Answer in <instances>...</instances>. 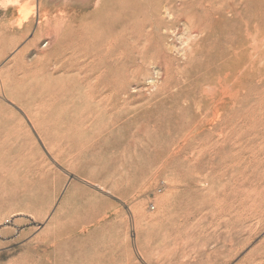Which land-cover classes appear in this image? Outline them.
<instances>
[{"label":"rangeland","instance_id":"374dc122","mask_svg":"<svg viewBox=\"0 0 264 264\" xmlns=\"http://www.w3.org/2000/svg\"><path fill=\"white\" fill-rule=\"evenodd\" d=\"M0 264H264V0H0Z\"/></svg>","mask_w":264,"mask_h":264},{"label":"bare ground","instance_id":"6f19581e","mask_svg":"<svg viewBox=\"0 0 264 264\" xmlns=\"http://www.w3.org/2000/svg\"><path fill=\"white\" fill-rule=\"evenodd\" d=\"M232 5V4H231ZM173 13V12H172ZM177 15V14H176ZM179 15V14H178ZM230 15V14H229ZM114 23V22H113ZM107 24V23H106ZM90 27H92V26H90ZM89 27V28H90ZM118 28H119V26H118V22H116L115 21V24H112L111 23V25H108L107 24V26H101L100 24H98V23H95L94 24V27L92 28V29H90V30H85L86 32H85V37L87 38V39H94V40H96L97 41V43H93V44H91V45H86L87 46V52H86V54H85V56L86 57H88V51H90V50H95L96 49V46H102V47H106V49H107V51L112 47L110 44H108L107 42H106V40L105 39H108V38H118L116 35V37L113 35V33H114V31H118ZM200 29V28H199ZM194 31V30H193ZM199 31V30H198ZM204 34V33H203ZM103 35H108V37H105V38H102V37H99V36H103ZM81 41H82V43H84V40H83V37H82V35H81ZM254 41V40H253ZM98 58V57H97ZM99 59V58H98ZM106 64H107V67H112L113 66V64H114V62L113 61H107L106 62ZM103 83V78H101L100 80H99V83ZM106 87V85L105 84H102V85H97L95 88H93L92 89V91H90V93H89V95H90V97L91 98H93V99H95V97H94V95L96 94V93H98L99 92V89H102V88H105ZM122 88H123V86H122ZM235 92V91H234ZM119 94V91H117V89H116V92H115V98H117V95ZM99 96H102L103 98H105V99H107L108 97H109V95H105L104 93H100L99 94ZM111 98H113V94L111 95ZM217 110V109H216ZM217 112V111H216ZM214 113V115L215 114H217V113ZM217 116V115H216Z\"/></svg>","mask_w":264,"mask_h":264}]
</instances>
